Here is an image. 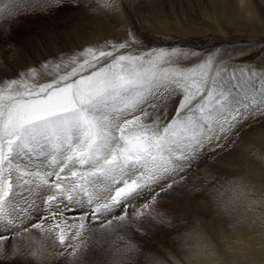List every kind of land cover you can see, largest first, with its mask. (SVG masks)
Returning <instances> with one entry per match:
<instances>
[{"label": "snow or ice", "instance_id": "snow-or-ice-1", "mask_svg": "<svg viewBox=\"0 0 264 264\" xmlns=\"http://www.w3.org/2000/svg\"><path fill=\"white\" fill-rule=\"evenodd\" d=\"M86 2L0 0V51L19 54L12 37L28 19ZM102 7L121 5L102 0ZM239 43L245 47L227 53L235 60L227 64L222 48L168 43L129 25L120 40L58 47L0 77V264L29 256L34 264H81L86 242L112 234L124 240L114 264H135L142 249L125 239L132 229L149 217L170 223L159 209L197 190L188 181L197 161L215 162L205 171L216 181L212 172L248 122L264 119V68L237 59L253 51L264 57V40ZM208 187L225 214L243 197L255 213L245 222L264 226L257 211L264 199L242 179ZM33 229L55 230V239L37 245Z\"/></svg>", "mask_w": 264, "mask_h": 264}, {"label": "bare ground", "instance_id": "bare-ground-1", "mask_svg": "<svg viewBox=\"0 0 264 264\" xmlns=\"http://www.w3.org/2000/svg\"><path fill=\"white\" fill-rule=\"evenodd\" d=\"M119 3L121 7L113 12L102 7V0H89V5L99 6L101 11L90 13L89 5H85L66 12L59 22L44 24L28 41L17 44L19 54L15 50L0 51V77H11L13 72L9 69L19 72L25 65L46 58L49 51L56 52L58 47L72 49L120 40L126 36L129 25L150 36H163L168 43L222 48L227 64L235 62L227 53L245 47L239 42L264 40V0H119ZM37 40L46 47L43 52L37 45L28 55L22 52L27 42ZM237 59L264 68V57L259 51ZM224 155L223 165L212 172L216 181L205 171L207 165L215 162L202 158L203 162L197 161L199 167H193L188 174L190 188L194 186L197 190L190 194L178 192L174 201L162 204L159 211L170 223H159L149 217L139 231L133 228L125 237L141 246L135 264H174L173 258L189 264L193 256L199 264H264V226L259 220L255 225L245 222V217L250 220L255 216L248 210L249 201L241 197L232 211L225 214L222 201L214 200L215 193L208 187L213 182L219 186L242 179L255 189L257 198L264 199V160L260 159L264 157V119L249 121L237 144ZM257 211L264 213V208ZM32 232L37 245H47L55 239V230L50 235L35 229ZM91 241L86 242L88 246L82 249L83 253ZM123 244L122 239L113 246L101 243L99 246L106 250V255H99L95 248L91 249L93 256L84 260L90 264H114L117 256L114 253ZM63 260L50 258L45 264ZM84 260L81 259V264ZM21 264H34V258H22Z\"/></svg>", "mask_w": 264, "mask_h": 264}, {"label": "rangeland", "instance_id": "rangeland-1", "mask_svg": "<svg viewBox=\"0 0 264 264\" xmlns=\"http://www.w3.org/2000/svg\"><path fill=\"white\" fill-rule=\"evenodd\" d=\"M85 5H89V0H87ZM66 12H69V10L59 11L58 14H56L52 18H47V17L30 18L24 23L23 27H21L18 31L15 32V35L12 37V39L16 42V44H19L21 42H26V41L29 40L30 37H32L34 35V33L38 29H42L44 24H48L50 22H59V20L61 19L62 15L65 14ZM44 41L46 42L45 39H43V43H45ZM36 45H37V49H39L40 53L43 52L44 49L46 48V47H44V45L42 46L40 41L37 40V42L33 41V43L27 42V45H24V50L22 52H24V53H26L28 55L29 52H31L32 50L35 49ZM16 63H14V64H16ZM100 231L103 232V229H101ZM118 240L119 239L115 238V234H112L111 236H108L107 239H105L103 241L92 240L94 242L91 241V243L89 245V248L85 251V253H83V256L81 257V259L84 260V259H87L90 256L92 257L94 252L91 249H95V248L97 249V245H99L101 243L102 244H108L109 243V246H113V244L114 243L116 244V242ZM114 255H117V252H115ZM109 257H111V256H109ZM68 259L71 260L72 258L69 257ZM108 261L109 260H107V262Z\"/></svg>", "mask_w": 264, "mask_h": 264}, {"label": "clouds", "instance_id": "clouds-1", "mask_svg": "<svg viewBox=\"0 0 264 264\" xmlns=\"http://www.w3.org/2000/svg\"><path fill=\"white\" fill-rule=\"evenodd\" d=\"M194 261H195V264H199L198 258L194 256L189 260V264H193Z\"/></svg>", "mask_w": 264, "mask_h": 264}]
</instances>
